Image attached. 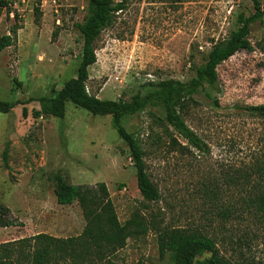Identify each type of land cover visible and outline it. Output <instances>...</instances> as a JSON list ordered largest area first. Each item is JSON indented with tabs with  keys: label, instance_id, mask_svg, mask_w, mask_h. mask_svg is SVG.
I'll return each mask as SVG.
<instances>
[{
	"label": "rangeland",
	"instance_id": "374dc122",
	"mask_svg": "<svg viewBox=\"0 0 264 264\" xmlns=\"http://www.w3.org/2000/svg\"><path fill=\"white\" fill-rule=\"evenodd\" d=\"M114 2L125 8L96 39V62L86 82L87 91L103 100L130 101L149 81L189 80L209 50L236 30L237 14L253 10L251 0ZM259 2L264 9V0ZM36 6L41 12L37 22ZM87 6L88 0H14L15 12L0 20V36L17 27L14 43L0 52V100L20 101L0 113V202L17 221L0 228V244L38 233L66 238L82 232L85 222L77 202H56L53 176L60 173L72 184L104 182L121 223L134 213L155 223L156 228L116 251L111 260L117 264H173L169 255L159 256L157 227L198 229L232 261L264 260V227L238 220L222 227L203 193L217 192V204L238 200L240 186L228 177L248 168L263 147L264 118L234 107L264 105V24L251 26L252 50L237 51L217 67L219 91L213 96L218 106L198 94L182 112L203 150L178 137L161 107L147 106L123 119L143 149L146 172L159 193L157 201H146L111 116L92 115L70 102L62 119L32 115L40 103L30 98L51 97L75 78L82 46L76 25ZM208 256L198 255L192 264Z\"/></svg>",
	"mask_w": 264,
	"mask_h": 264
},
{
	"label": "trees",
	"instance_id": "16d2710c",
	"mask_svg": "<svg viewBox=\"0 0 264 264\" xmlns=\"http://www.w3.org/2000/svg\"><path fill=\"white\" fill-rule=\"evenodd\" d=\"M14 0H0V20L11 10ZM253 10L249 13L240 11L236 16V30L220 44L214 45L208 52L203 64L195 68L194 76L182 82L165 79L147 82L141 86L130 101L103 100L90 94L86 88L89 79L88 68L96 62L94 43L101 31L112 23L116 13L125 8L123 2L114 0H88L87 12L77 28L82 36L79 63L75 78L70 80L51 97L30 98L40 103V109L32 113L34 118L43 116L62 119L65 115V103L70 102L92 115L111 116L112 128L126 144L132 165L135 169L136 185L146 201H157L159 193L146 172L143 149L135 136L123 126V119L132 116L147 106L161 107L165 122L172 127L186 145L203 150L201 138L185 123L182 112L186 105L198 94L204 96L217 107L218 99L213 96L218 92L217 67L237 51L252 50L249 42L251 26L264 24V9L259 0H251ZM39 3V0H38ZM41 15L39 7H34V21ZM16 16V13H14ZM17 27H11L10 33L0 36V52L10 47L16 38ZM20 101L0 100V113L6 114ZM253 116L264 118V105L240 107ZM22 115H26L23 109ZM176 142V141H175ZM186 145H178L185 148ZM248 168L238 170L229 182L240 186L238 200L225 205L217 204V192L203 190L209 198L210 206L220 216L223 226L233 220L240 222L254 221L264 227V144L254 156ZM4 160V167L7 168ZM54 195L59 205H71L77 202L84 219V227L78 236L59 238L45 233L21 238L0 244V264H117L111 260L116 251L123 248L129 239L137 238L156 228L153 221L146 222L137 213L121 223L118 220L113 202L104 182L94 185L72 184L60 173L53 176ZM17 224L11 217L10 209L0 202V228ZM159 256L169 255L173 264H192L196 256L209 254L201 264H264V260L244 257L232 261L221 254L216 242L198 229L159 228L156 230ZM137 264H144L138 262Z\"/></svg>",
	"mask_w": 264,
	"mask_h": 264
},
{
	"label": "built area",
	"instance_id": "2783aa9c",
	"mask_svg": "<svg viewBox=\"0 0 264 264\" xmlns=\"http://www.w3.org/2000/svg\"><path fill=\"white\" fill-rule=\"evenodd\" d=\"M150 82V81H149Z\"/></svg>",
	"mask_w": 264,
	"mask_h": 264
}]
</instances>
